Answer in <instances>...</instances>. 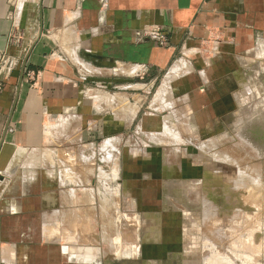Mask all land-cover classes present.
Wrapping results in <instances>:
<instances>
[{"label": "rangeland", "instance_id": "1", "mask_svg": "<svg viewBox=\"0 0 264 264\" xmlns=\"http://www.w3.org/2000/svg\"><path fill=\"white\" fill-rule=\"evenodd\" d=\"M87 85L86 122L48 121L35 158H85L100 176L105 263L264 264V36L247 51L184 53L159 78H138L132 98Z\"/></svg>", "mask_w": 264, "mask_h": 264}, {"label": "crops", "instance_id": "2", "mask_svg": "<svg viewBox=\"0 0 264 264\" xmlns=\"http://www.w3.org/2000/svg\"><path fill=\"white\" fill-rule=\"evenodd\" d=\"M13 1L0 0V264H106L100 176L85 158H35L46 123L86 122L90 82L132 98L138 78L199 46L247 51L264 36V0Z\"/></svg>", "mask_w": 264, "mask_h": 264}, {"label": "bare ground", "instance_id": "3", "mask_svg": "<svg viewBox=\"0 0 264 264\" xmlns=\"http://www.w3.org/2000/svg\"><path fill=\"white\" fill-rule=\"evenodd\" d=\"M174 74H176V71H174L173 72ZM173 79H174V77H173V74H171V75H169V76H167L166 78H165V80L164 81H162L163 83L161 84L162 86L161 87H159V90H158V92H157V96H156V98L157 97H160L161 95L162 96H164V93H166V90H168L169 89V87H170V85H171V83H172V81H173ZM95 92V91H94ZM101 95V94H100ZM93 96V95H92ZM96 96V95H95ZM98 96V95H97ZM101 96H103V95H101ZM89 97V96H88ZM115 97H117V95L115 96ZM95 99V98H94ZM99 99V98H98ZM107 99V98H106ZM109 99H110V97H109ZM111 99H113L112 97H111ZM114 100H116V99H114ZM106 102H108V100H106ZM114 102V101H113ZM111 103H112V100H111ZM125 106V105H124ZM138 110V109H137ZM136 111V110H135ZM125 113V112H124ZM134 113V112H133ZM132 118V117H131ZM130 117H129V119H131ZM170 127V126H169ZM166 130H168V129H166ZM167 132V131H166ZM168 134V133H167ZM235 141V140H234ZM232 142H233V140H232ZM230 144V143H229ZM104 145H106V144H104ZM222 145V144H221ZM223 147L225 146L224 144L222 145ZM105 147V146H104ZM219 149V148H218ZM222 149V148H221ZM220 149V150H221ZM224 149V148H223ZM222 151V150H221ZM248 151V150H247ZM227 152V151H226ZM216 153V152H215ZM219 153V152H218ZM238 153V152H237ZM222 154V153H221ZM232 154V153H231ZM231 154H229V155H231ZM237 155V154H236ZM230 157V156H229ZM249 165V164H248ZM224 167H226V166H224ZM226 169V168H225ZM221 170V169H220ZM219 172V171H218ZM220 173H221V175H219V174H217L216 176H217V178L218 179H222V177H223V175H227V174H225L224 173V171H223V173L220 171ZM228 179H231V181H232V186H234V185H236L237 186V180L235 181V179L236 178H234L235 177V175H233L232 174V172L230 171V172H228ZM237 178H239V177H237ZM257 178V177H256ZM248 179V178H247ZM234 180V181H233ZM230 181V182H231ZM250 181V180H249ZM247 182V181H246ZM254 182V181H253ZM248 183V182H247ZM252 183V182H251ZM256 184V183H255ZM253 185V184H252ZM257 186H258V184H256ZM247 187V186H246ZM253 188H254V186H252ZM256 189V188H255ZM251 192V191H250ZM252 193H254V192H252ZM251 194V193H250ZM254 195H255V193H254ZM253 198H254V196H253ZM225 221V220H224ZM228 221V220H227Z\"/></svg>", "mask_w": 264, "mask_h": 264}, {"label": "built area", "instance_id": "4", "mask_svg": "<svg viewBox=\"0 0 264 264\" xmlns=\"http://www.w3.org/2000/svg\"><path fill=\"white\" fill-rule=\"evenodd\" d=\"M158 40L160 45H163V42L165 40L163 35H158ZM2 56V54H0V57ZM4 62V61H3ZM5 64V63H4ZM6 65V64H5ZM24 74L28 79H32L33 73L32 71H30L29 69H24ZM2 78V72H0V80ZM1 84V83H0ZM2 172L0 171V176H1Z\"/></svg>", "mask_w": 264, "mask_h": 264}, {"label": "flooded vegetation", "instance_id": "5", "mask_svg": "<svg viewBox=\"0 0 264 264\" xmlns=\"http://www.w3.org/2000/svg\"><path fill=\"white\" fill-rule=\"evenodd\" d=\"M157 227V226H156ZM155 230H156V228H155ZM155 233V232H154Z\"/></svg>", "mask_w": 264, "mask_h": 264}]
</instances>
